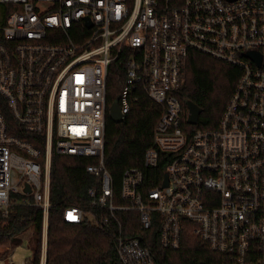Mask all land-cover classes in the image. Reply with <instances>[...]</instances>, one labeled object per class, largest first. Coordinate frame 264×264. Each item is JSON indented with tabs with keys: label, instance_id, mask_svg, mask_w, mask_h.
Masks as SVG:
<instances>
[{
	"label": "built area",
	"instance_id": "1",
	"mask_svg": "<svg viewBox=\"0 0 264 264\" xmlns=\"http://www.w3.org/2000/svg\"><path fill=\"white\" fill-rule=\"evenodd\" d=\"M190 53L239 72L214 129L182 128L188 110L175 91ZM118 72L123 120L140 96L159 115L143 170L123 172L116 203L103 151ZM53 153L93 160L85 167L92 211L68 207L62 219L117 229L116 264H154L139 238L122 233L119 212L137 213L141 231L157 225L165 250L188 233L228 264H264V0H0V216L18 203L41 210L39 264ZM159 164L161 180L149 187ZM16 255L0 264H16ZM27 256L19 264H33Z\"/></svg>",
	"mask_w": 264,
	"mask_h": 264
},
{
	"label": "trees",
	"instance_id": "2",
	"mask_svg": "<svg viewBox=\"0 0 264 264\" xmlns=\"http://www.w3.org/2000/svg\"><path fill=\"white\" fill-rule=\"evenodd\" d=\"M239 76L236 68L212 60L196 53H190L184 72L183 81L175 91V97L185 114L190 102L201 109L198 123L195 126L183 124L185 132L195 129H214L230 98L233 87ZM122 72L112 74L109 79L107 104L117 101ZM159 110L146 97L140 96L135 108L125 116L121 123L106 121L103 163L113 181L115 202L119 203V191L122 174L126 169L143 170V155L151 144V134ZM13 127L18 130L11 121ZM41 150L43 144L37 145V137L25 135ZM91 158L72 156H51L48 228L46 264H116L117 256L114 242L118 230L113 226L100 229L89 222L80 225L65 223L62 219L64 209L82 208L91 212L87 189L92 186V178L85 167L92 164ZM164 164H159L151 171L149 187L160 182L164 173ZM148 173V170H144ZM147 180V175H146ZM12 199H23L20 195ZM118 220L122 233L137 237L153 257L154 264H228L225 257L211 251L198 238L185 233L181 246L177 250H165L158 242V226L152 225L149 230L139 229L138 214L119 212ZM0 247L17 246L16 238L28 230L33 235V264H39V252L42 236V212L39 208L18 203L9 208L8 216H0Z\"/></svg>",
	"mask_w": 264,
	"mask_h": 264
},
{
	"label": "rangeland",
	"instance_id": "3",
	"mask_svg": "<svg viewBox=\"0 0 264 264\" xmlns=\"http://www.w3.org/2000/svg\"><path fill=\"white\" fill-rule=\"evenodd\" d=\"M33 235L32 230H28L21 234L18 238L15 239L14 244L17 246H10V247H0V259L5 258L9 256L10 254L17 253L16 257L14 258V261L16 264H19L20 262H23L27 259L28 250L30 251V255L32 254L33 257ZM42 246V236H41V244ZM41 246H40V256H41ZM39 256V258H40ZM34 258V257H33Z\"/></svg>",
	"mask_w": 264,
	"mask_h": 264
},
{
	"label": "water",
	"instance_id": "4",
	"mask_svg": "<svg viewBox=\"0 0 264 264\" xmlns=\"http://www.w3.org/2000/svg\"><path fill=\"white\" fill-rule=\"evenodd\" d=\"M188 117L187 124L190 126H195L198 123V118L201 114V109L195 106L194 104L187 103ZM108 118L114 123L118 124L123 121V116L120 114L118 102L114 101L108 111ZM163 186H166V176L164 177ZM26 193H29V189L25 190Z\"/></svg>",
	"mask_w": 264,
	"mask_h": 264
}]
</instances>
